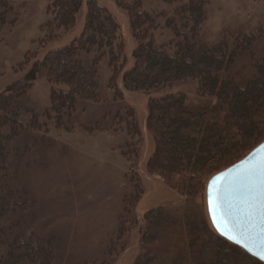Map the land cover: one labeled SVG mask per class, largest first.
Instances as JSON below:
<instances>
[{
  "label": "trees",
  "instance_id": "trees-1",
  "mask_svg": "<svg viewBox=\"0 0 264 264\" xmlns=\"http://www.w3.org/2000/svg\"><path fill=\"white\" fill-rule=\"evenodd\" d=\"M112 1L127 12L133 37L138 41L132 52L134 64L121 75L125 90L149 92L184 79H195L202 94L216 99L213 105L191 106L183 94H167L151 98L148 103L146 127L154 138L155 149L146 162L147 172L159 175L167 187L181 196L201 195L212 175L241 160L264 140V49L261 64L250 60L254 71L251 80L238 85L229 76L231 66L238 53L252 46H249L251 40L244 34L242 40L231 46L225 41L210 46L202 43L198 32L205 20V0H169L179 2L165 23L173 37L160 45L155 44L151 35L156 29V17L142 9V0ZM82 2L54 0L50 5L51 22L55 27L71 28ZM86 5L83 31L68 45L47 52L34 63L23 82L0 95V264H16L19 260L29 264H61L65 255L64 243H60V251L54 254L46 243L32 242L34 231L26 236L33 219L47 210H31L29 214L25 211L37 199L29 188L30 168L25 165L30 162L18 157L16 172L22 188L15 193L11 182L16 179L10 177L7 161L13 148L10 143L23 127L38 131L52 121L56 127L66 129L79 100H97V63L102 57L106 56L117 72L118 25L108 9L96 0H87ZM10 12L7 1L0 0V30ZM251 38L254 42V37ZM89 54L93 58L85 63L83 59ZM37 75L52 86L50 108L43 114L45 123L30 109L23 110L30 114L28 123H23L20 101ZM114 96L121 98V90L115 89ZM127 110L126 130L132 128V133L138 135L132 108ZM221 113L224 115L220 116ZM31 138L34 143L39 141L35 136ZM130 151L126 152L127 156L135 157V151ZM130 183L132 187L123 198V213L118 218L115 238L100 264L112 262L115 240L123 236L125 218L142 194L133 178ZM140 221L144 224L140 232L143 252L133 264H264L218 235L203 215L188 207L159 206L144 213ZM22 237L27 241L23 251L17 254Z\"/></svg>",
  "mask_w": 264,
  "mask_h": 264
},
{
  "label": "rangeland",
  "instance_id": "rangeland-1",
  "mask_svg": "<svg viewBox=\"0 0 264 264\" xmlns=\"http://www.w3.org/2000/svg\"><path fill=\"white\" fill-rule=\"evenodd\" d=\"M6 1L11 12L0 30V95L23 82L34 63L47 52L68 45L78 36L83 31L87 11V0H83L74 26L64 29L51 22L50 5L54 0ZM96 1L108 9L118 25L117 72L108 58L102 57L97 63V100H79L66 122V129L56 127L52 121L46 122L47 125L38 131L23 127L10 143L13 148L7 166L10 177L16 179L11 182L12 191L16 193L22 188L16 172L18 157L23 162H30L25 165L30 168L27 172L31 177L29 188L37 199L25 211L28 214L31 210L47 211L33 219L25 233L28 237L34 231L32 242L46 243L54 254L60 251V243H64L66 248L61 264L101 263L108 245L115 238L118 218L123 213V198L131 190L133 178L142 194L125 218L124 234L115 240L110 263L133 264L143 252L140 232L144 224L140 219L153 208L188 207L197 215H203L209 224L205 190L195 197L181 196L167 187L159 175L146 170V162L155 149L154 138L146 127L149 100L167 94H183L188 105L197 106L213 105L216 99L202 94L195 79H184L149 92L125 90L121 75L133 66L132 52L138 41L133 37L125 10L112 0ZM178 4V1L142 0V9L156 17V29L151 31L156 45L172 40L173 33L165 23ZM205 12V20L198 32L202 43L210 46L225 41L231 46L242 40V35L248 34L244 37L251 40L249 46H252L238 53L229 75L238 85L248 82L254 75L250 60L253 59L255 64L263 62L264 0H205ZM84 58L85 63H89L93 55ZM51 87L42 76L32 79L20 101L23 123L30 119V114L23 111L27 108L45 123L43 114L50 108ZM115 89L121 90V98H114ZM128 107L132 108L138 135L132 133V128L126 130ZM119 112L121 115L117 117ZM31 135L39 141L34 143ZM128 149L135 151V157L127 156ZM26 241L21 238L17 254L23 251ZM16 264L29 263L19 260Z\"/></svg>",
  "mask_w": 264,
  "mask_h": 264
},
{
  "label": "snow or ice",
  "instance_id": "snow-or-ice-1",
  "mask_svg": "<svg viewBox=\"0 0 264 264\" xmlns=\"http://www.w3.org/2000/svg\"><path fill=\"white\" fill-rule=\"evenodd\" d=\"M259 152V159L241 162L236 175H231L232 170H229L228 173H221L209 182L208 205L217 230L228 239H235L236 236L233 234L235 228L230 227L232 213L225 209L224 189L216 183L227 175L230 190L235 193L236 203L244 208L246 219L236 224V228L240 229L239 234L247 238L251 228L259 226L261 247L264 248V145L260 146ZM260 255L264 258V251Z\"/></svg>",
  "mask_w": 264,
  "mask_h": 264
},
{
  "label": "water",
  "instance_id": "water-1",
  "mask_svg": "<svg viewBox=\"0 0 264 264\" xmlns=\"http://www.w3.org/2000/svg\"><path fill=\"white\" fill-rule=\"evenodd\" d=\"M264 145V140L259 143L257 146H255L249 153H247L241 160L235 162L234 164L230 165L229 167L215 173L212 175L206 182L205 186V201H206V210H207V215L209 218L210 225L214 229V231L220 235L221 237L225 238L227 241L241 247L244 249L246 252L251 254L252 256L256 257L258 260L264 262V258H261L260 253L264 251V248L261 247V237L259 235L260 229L259 226L252 227L249 235L247 238L244 236L240 235V229L236 228L237 222H243L246 218L244 215V208L242 205L236 203L235 200V193L230 190V186L228 184V179L229 177L226 175L223 179L220 181H217V185L219 187H222L224 189V196H225V209L230 210L232 213V224L230 227L235 228L234 235L236 236L235 239H228L227 236L222 235L216 228V226L213 223L212 216L209 211V205H208V199H209V182L213 180L214 177L220 175L221 173H228L229 170H232L231 175H236L237 171L239 170L241 166V162H249L252 161L253 159H259L260 156V146ZM247 158V161H246ZM237 240L240 242L238 243ZM247 245V246H245Z\"/></svg>",
  "mask_w": 264,
  "mask_h": 264
}]
</instances>
